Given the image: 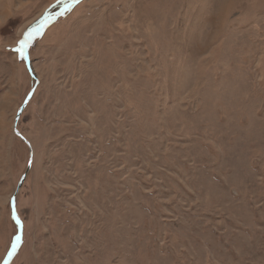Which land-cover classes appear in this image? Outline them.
<instances>
[{
  "label": "rangeland",
  "instance_id": "1",
  "mask_svg": "<svg viewBox=\"0 0 264 264\" xmlns=\"http://www.w3.org/2000/svg\"><path fill=\"white\" fill-rule=\"evenodd\" d=\"M17 236L7 264H264V0H0V264Z\"/></svg>",
  "mask_w": 264,
  "mask_h": 264
},
{
  "label": "snow or ice",
  "instance_id": "2",
  "mask_svg": "<svg viewBox=\"0 0 264 264\" xmlns=\"http://www.w3.org/2000/svg\"><path fill=\"white\" fill-rule=\"evenodd\" d=\"M30 38V34L28 37L24 40L20 41V47L17 49L18 52H20L21 57H24V49L27 47V39ZM19 236L16 237V242H13L12 248L8 252V256H12L15 252V249L17 247V242L19 241Z\"/></svg>",
  "mask_w": 264,
  "mask_h": 264
},
{
  "label": "water",
  "instance_id": "3",
  "mask_svg": "<svg viewBox=\"0 0 264 264\" xmlns=\"http://www.w3.org/2000/svg\"><path fill=\"white\" fill-rule=\"evenodd\" d=\"M29 33H30V32H28V33L26 34V36H28ZM23 107H24V106H23ZM22 109H23V108H22ZM20 112H21V110H20ZM20 112L17 114V117H16V119H15V122H14V128L16 127L18 117L20 116ZM15 129H16V128H15ZM22 182H23V178H21V179L19 180L18 185H17V188H20V187H21ZM7 259H8V256H7V258L5 259L4 263L7 262Z\"/></svg>",
  "mask_w": 264,
  "mask_h": 264
},
{
  "label": "bare ground",
  "instance_id": "4",
  "mask_svg": "<svg viewBox=\"0 0 264 264\" xmlns=\"http://www.w3.org/2000/svg\"><path fill=\"white\" fill-rule=\"evenodd\" d=\"M15 242H16V240H15ZM11 248H12V246L10 247V249H11ZM10 249H9V250H10ZM8 252H9V251H8ZM7 254H8V253H7Z\"/></svg>",
  "mask_w": 264,
  "mask_h": 264
}]
</instances>
